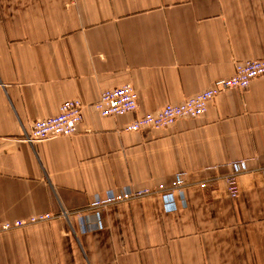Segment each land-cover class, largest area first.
<instances>
[{
	"label": "crops",
	"instance_id": "0c3cea01",
	"mask_svg": "<svg viewBox=\"0 0 264 264\" xmlns=\"http://www.w3.org/2000/svg\"><path fill=\"white\" fill-rule=\"evenodd\" d=\"M263 57L264 0H0V226L56 217L0 232V264H264V76L199 118L125 131ZM125 85L135 114L91 108ZM70 100L84 106L74 136L22 142ZM176 175L187 188L172 207L149 196L73 215Z\"/></svg>",
	"mask_w": 264,
	"mask_h": 264
},
{
	"label": "built area",
	"instance_id": "2783aa9c",
	"mask_svg": "<svg viewBox=\"0 0 264 264\" xmlns=\"http://www.w3.org/2000/svg\"><path fill=\"white\" fill-rule=\"evenodd\" d=\"M262 76H264V57L258 60H247L235 63L234 73L230 78L213 82L210 88L202 91L196 96L185 99L179 104H167L155 113L136 116L135 119L126 126L125 131L137 133L150 130H164L174 126L181 119L199 118L206 113L208 105L218 95L229 90H246L253 80ZM83 108L84 106L78 100L63 102L59 106L55 116L34 121L29 131L22 134V142L34 146L40 142L74 136L83 119ZM91 108L105 118L135 114L138 109L137 96L133 88L129 85L105 90L100 93L98 99L91 105ZM232 166L235 173H238L241 168H244L242 162L233 163ZM226 184L228 195L231 198H235L238 194L236 176H229L226 180ZM205 186V184L199 185L200 188H204ZM186 188L183 175H176L168 185L158 184L153 189L126 188L110 191L104 199L92 202L89 209L96 211L111 205L130 202L135 199L149 196H161L166 208L172 207L174 205L175 195H177L181 201L184 200ZM62 217L67 219V214L63 212ZM52 219H54V216L50 213L40 214L32 216L27 220L3 224L0 226V232L47 223ZM85 227L88 226L85 225L84 228Z\"/></svg>",
	"mask_w": 264,
	"mask_h": 264
},
{
	"label": "rangeland",
	"instance_id": "374dc122",
	"mask_svg": "<svg viewBox=\"0 0 264 264\" xmlns=\"http://www.w3.org/2000/svg\"><path fill=\"white\" fill-rule=\"evenodd\" d=\"M89 206H90V204H89ZM89 206H87V208L86 209H84V210H79V211H76V212H74L73 213V215H75V216H84L85 215V213L86 212H91V211H94V210H90L89 209ZM62 213H63V211L58 215L59 217H61V218H64V217H62ZM66 213V212H65ZM67 214V218L70 216V214H68V213H66ZM54 218H56V217H54ZM66 219V218H65ZM15 230V229H14Z\"/></svg>",
	"mask_w": 264,
	"mask_h": 264
}]
</instances>
